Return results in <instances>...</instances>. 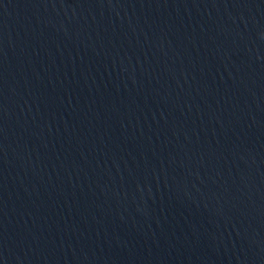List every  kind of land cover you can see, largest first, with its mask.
I'll return each instance as SVG.
<instances>
[{"label":"water","instance_id":"water-1","mask_svg":"<svg viewBox=\"0 0 264 264\" xmlns=\"http://www.w3.org/2000/svg\"><path fill=\"white\" fill-rule=\"evenodd\" d=\"M0 264H264V0H0Z\"/></svg>","mask_w":264,"mask_h":264}]
</instances>
